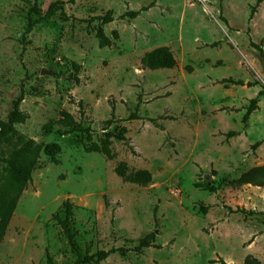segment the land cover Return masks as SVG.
<instances>
[{
    "label": "rangeland",
    "instance_id": "rangeland-1",
    "mask_svg": "<svg viewBox=\"0 0 264 264\" xmlns=\"http://www.w3.org/2000/svg\"><path fill=\"white\" fill-rule=\"evenodd\" d=\"M54 1L0 0V120L20 95L27 117L1 145L0 190L18 136L60 145L56 165L40 154L0 243V264H47V255L73 264L54 220L64 217L66 201L82 255L124 250L91 264H244L247 257L264 264V186L223 181L264 166V96L241 123L264 89V61L251 46L264 55V1L250 17L255 0H61L66 20L42 18ZM109 10L113 21L103 30L112 46L101 49L90 19ZM160 46L172 52L174 68H144L141 57ZM60 111L94 142L104 129L126 128L124 142L112 139L114 159L86 153L87 133L55 134ZM120 162L127 173L148 170L151 183L123 182L114 173ZM206 184L216 191L201 190ZM141 239L148 247L134 252Z\"/></svg>",
    "mask_w": 264,
    "mask_h": 264
},
{
    "label": "trees",
    "instance_id": "trees-1",
    "mask_svg": "<svg viewBox=\"0 0 264 264\" xmlns=\"http://www.w3.org/2000/svg\"><path fill=\"white\" fill-rule=\"evenodd\" d=\"M264 0H255L254 5L250 9V17L254 14L256 8L263 2ZM74 0H68L69 4H72ZM65 3L61 0H56L49 4L42 18L50 19L57 13H59L61 19L66 20V15L63 11ZM147 8H142L138 11H128L125 13V16L129 19H134L137 17L141 11H145ZM31 12L39 13V10L36 9V4L33 5ZM91 21H97L98 24L94 28V36L97 40V44L99 48H106L112 46V41L108 38L103 30V26L112 22V12L106 11L101 16H96L90 19ZM32 23V22H31ZM28 25V30L31 28L32 24ZM36 23V21L34 22ZM112 37L114 40L118 39V34L116 31H112ZM251 46L258 49L260 58L264 61V55L259 47L251 43ZM141 64L144 68L148 70H161V69H173L175 66V59L170 51V49L166 46H160L152 49L144 53L141 57ZM236 86H246V87H254L257 86V82H243V81H235L233 82ZM260 96H264V89L258 91L257 96L253 99L249 100L248 105L244 110V114L241 117V123L246 125V122L250 116V114L257 109V98ZM21 101V95L13 101L12 109L10 113L7 115L5 120H0V158H1V145L12 138L15 133V126L25 123L26 115L19 110V103ZM79 104H81L79 102ZM131 119H135L134 115H130ZM113 123L112 118L105 121V125L109 126ZM57 124L60 125L62 129H58L55 131V134L59 136H67L74 133H87L86 140L89 143L88 146H84V151L86 153H98L103 155L107 160H113L114 154L111 150L112 139L117 141L124 142L126 128H120L116 133H112L103 130V137L99 139L98 142H94L91 139V134L88 133V129H82L77 123L73 116L66 112H59V119L57 120ZM43 133L48 134L51 133V122H48L43 126ZM234 135V133H230ZM17 146L14 147L9 153L8 157L4 160L5 162V186L0 190V243L4 237L5 230L7 225L11 219V216L14 212V209L17 204V200L25 189L27 184L31 180V174L33 170L38 165V160L40 158V154L42 153L46 156L51 163L58 164L57 155L60 152V145L57 143H47L44 146L35 143L31 139H25L21 136H18L16 139ZM259 146V143H254L251 146V149H255ZM114 173L122 179L123 182L134 184L138 186H147L152 181V175L148 170L139 169L132 172H128L126 170V164L124 162H120L114 168ZM231 186L239 187L242 185H252L256 187L264 186V166L253 167L246 172L241 173L237 178L232 179L230 181H226ZM195 188H198L197 184L194 185ZM203 191H207L209 193H214L216 188L211 185L202 186ZM72 209L73 206L69 201L64 203L63 212L64 217L60 218L58 215L54 216V220L56 224L60 227L62 234L67 240L68 245L71 250L76 254V258L73 264H91L97 263L101 260L106 259L110 254L115 252L124 253L123 249H109L108 251H97L91 255H82L80 249L75 243L74 233L70 229L71 218H72ZM148 247V243L145 239H141L139 245L133 248L134 252H139L141 248ZM214 263L227 264L222 259H218L217 261H213ZM47 264H53L50 256L47 255ZM244 264H260L256 259L247 257L244 260Z\"/></svg>",
    "mask_w": 264,
    "mask_h": 264
},
{
    "label": "water",
    "instance_id": "water-1",
    "mask_svg": "<svg viewBox=\"0 0 264 264\" xmlns=\"http://www.w3.org/2000/svg\"><path fill=\"white\" fill-rule=\"evenodd\" d=\"M203 179H204V181H208L210 179L209 174L206 173Z\"/></svg>",
    "mask_w": 264,
    "mask_h": 264
}]
</instances>
